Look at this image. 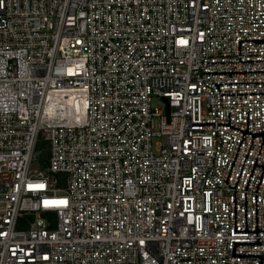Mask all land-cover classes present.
Masks as SVG:
<instances>
[{
  "label": "built area",
  "instance_id": "obj_1",
  "mask_svg": "<svg viewBox=\"0 0 264 264\" xmlns=\"http://www.w3.org/2000/svg\"><path fill=\"white\" fill-rule=\"evenodd\" d=\"M235 70H264V0H0V264H259L230 254L262 136L191 124L264 130V93L220 94L264 82L203 73Z\"/></svg>",
  "mask_w": 264,
  "mask_h": 264
},
{
  "label": "water",
  "instance_id": "obj_2",
  "mask_svg": "<svg viewBox=\"0 0 264 264\" xmlns=\"http://www.w3.org/2000/svg\"><path fill=\"white\" fill-rule=\"evenodd\" d=\"M262 71H264V70L203 71V73H229V82H219V83H214V84L217 86V88H218V84H222V83H251V82H264V81H245V82H231V81H230V73H231V72H262ZM218 89H219V88H218ZM219 92H220V90H219ZM243 93H264V91H261V92H234V93H221V92H220V94H243ZM227 120H228L227 123H223V122H194V123H191V124H223V125H226V126H229V127L234 128V129H237V130L242 131V136H243L244 133L250 134V135H251V141H250V144H251V142H252L253 136H255V135H261V136H262L261 143H262L263 138H264V130L261 131V132H250V131L248 130V112H247V111H246V129H244V130H242V129H240V128H237V127H234V126L230 125L229 111L227 112ZM242 136H241V139H242ZM241 139H240V141H239V144H240V142H241ZM261 143H260V146H261ZM239 144H238V147H239ZM250 144H249V147H250ZM260 146H259V148H258L257 154H258V152H259ZM238 147H237V149H236L235 155H236V153H237ZM249 147H248V150H249ZM248 150H247V152H246V155H247V153H248ZM257 154H256V156H255L254 162H253V164H252L251 170H250V172H249V175H248L247 181H246L245 186H244V188H246V185H247V182H248V180H249V177H250V174H251V172H252L253 167H254L255 165H259V166L262 167V171H261V173H260V176H259V179H258L257 185H256V187H255V191H256V188H257V186H258V183H259V181H260V179H261V176H262L263 170H264V166H263V165L256 163V157H257ZM235 155H234L233 160H232V162H231V165H230V168H229V170H228V173H227V176H226V178H225V181H227V177H228V174H229V172H230V169H231L232 163H233V161H234ZM246 155H245V158H246ZM245 158H244V160H243V163H244V161H245ZM243 163H242V165H241V168H240V171H239V173H238V176H237V179H236V181H235L234 186H229V185H228L229 187H235L236 182H237L238 177H239V174H240V172H241V169H242ZM254 216H255V228L252 229V230H248V229H246V199H245V192H244V228H243L242 230H237V229L235 228V191H233V232H256V240H255V241H233V242H232V248H231V254H230V256H256V257L259 258V264H262V262H261V254H243V253H236V252L234 251V247H235L236 244H259V245H261V241H257V232H262V231H264V229H257V208H256V195H255V194H254Z\"/></svg>",
  "mask_w": 264,
  "mask_h": 264
},
{
  "label": "bare ground",
  "instance_id": "obj_3",
  "mask_svg": "<svg viewBox=\"0 0 264 264\" xmlns=\"http://www.w3.org/2000/svg\"><path fill=\"white\" fill-rule=\"evenodd\" d=\"M74 95L73 94H71V93H69V95H68V97L67 98H65V101H66V103H67V107H68V109L69 110H75V111H82V107L80 106V108H79V106L76 104V102L74 101V97H73Z\"/></svg>",
  "mask_w": 264,
  "mask_h": 264
},
{
  "label": "trees",
  "instance_id": "obj_4",
  "mask_svg": "<svg viewBox=\"0 0 264 264\" xmlns=\"http://www.w3.org/2000/svg\"><path fill=\"white\" fill-rule=\"evenodd\" d=\"M46 143H47V142H46L45 140H43L42 135H40V138H39V141H38V145H39V146H44ZM40 161H41V166L44 168V167L47 165L45 154H43V155L40 157ZM59 183H60V182H59Z\"/></svg>",
  "mask_w": 264,
  "mask_h": 264
},
{
  "label": "rangeland",
  "instance_id": "obj_5",
  "mask_svg": "<svg viewBox=\"0 0 264 264\" xmlns=\"http://www.w3.org/2000/svg\"><path fill=\"white\" fill-rule=\"evenodd\" d=\"M153 104L156 105V106H158V107H161L162 106V102L159 99H154L153 100Z\"/></svg>",
  "mask_w": 264,
  "mask_h": 264
}]
</instances>
